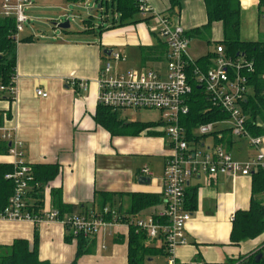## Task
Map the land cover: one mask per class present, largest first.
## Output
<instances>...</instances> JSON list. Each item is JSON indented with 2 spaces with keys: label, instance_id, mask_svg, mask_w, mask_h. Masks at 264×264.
I'll use <instances>...</instances> for the list:
<instances>
[{
  "label": "crops",
  "instance_id": "1",
  "mask_svg": "<svg viewBox=\"0 0 264 264\" xmlns=\"http://www.w3.org/2000/svg\"><path fill=\"white\" fill-rule=\"evenodd\" d=\"M3 1L0 0V23L5 19L2 15ZM29 1L31 4L25 9L29 22L19 34L16 48V97L10 100L5 91H1L0 85V164L13 167L14 158L9 156L10 143L1 138L4 130H7L23 144L25 161L31 167L59 168V176L48 185L44 194L47 209H55L50 197L51 190L61 189L62 202L70 209H66V216L98 213L112 208L124 219L141 220L145 214H148L147 220L155 217L163 209L164 170L170 155L163 121H128L124 115L126 111H119V120L127 124H161L138 136L113 135L97 123L96 116L99 108L98 80L112 52H119L123 56V61L115 66L118 73H126L119 70L120 64L125 62L135 67L132 70H155L166 74L167 46L157 32V22L153 19L137 23L123 20L114 4L112 16L107 11L106 16L101 17L103 24L98 27L92 14L86 19L84 14L79 13L83 24L79 23L78 29L71 23L78 18L75 9L89 11L95 2L103 12L106 0ZM145 1L154 12L169 16L187 33L207 24L204 0H184L180 10L174 11H171V0ZM259 3V0H250L242 6V11L259 9ZM139 19L140 16L135 18ZM67 21L70 22L69 29L58 28L59 24ZM220 27L221 38L213 34L212 40H209L211 37L190 38L193 59L198 61L210 53H216L217 46L211 50V45L222 40L223 29ZM252 38L255 39L241 40L262 42L258 39V33ZM197 39L208 42H197ZM161 52L165 53L164 57H161ZM149 64L157 67L148 69L146 66ZM261 78L264 79V76ZM73 82H83L87 84V89H79L73 86ZM249 87L247 98L254 94L253 87ZM38 90L47 93L48 97L38 96ZM9 114L11 118L8 119ZM212 124L215 132L203 140V146L211 148L222 145L240 162L257 158V151L247 140L233 136L227 118ZM258 126L263 131L264 120H259ZM262 131L251 135L262 137ZM225 133L228 136L225 137ZM262 152L264 154V137ZM144 168L150 170L151 176L142 174ZM254 173L235 180L219 175L202 176L190 181L186 190L187 209L191 196H196V203H192L193 210L188 209L192 218L186 226L187 243L176 250L177 260L181 264H229L261 248L264 234L240 245L231 243L236 213L248 211L251 207ZM141 178H148L151 183L142 184ZM136 194L152 195L160 200L157 205L132 216ZM255 199L264 202V194ZM126 222L120 221L91 238L78 240L58 223L35 225L31 222L0 220V257L9 254L8 247L22 240L29 244L31 251L37 247L41 262L130 264V227ZM83 241L84 253L79 257V243ZM146 246L155 251L143 264H151L157 257H163V264H167L165 241L161 236L151 238L147 235Z\"/></svg>",
  "mask_w": 264,
  "mask_h": 264
},
{
  "label": "built area",
  "instance_id": "2",
  "mask_svg": "<svg viewBox=\"0 0 264 264\" xmlns=\"http://www.w3.org/2000/svg\"><path fill=\"white\" fill-rule=\"evenodd\" d=\"M15 2V3H14ZM260 2V0H259ZM29 0H4L2 15L4 18L15 19V39L29 22L26 7ZM242 6H245L241 0ZM141 15L153 17L157 22V32L165 40L167 46L166 74L155 70H132L118 73L115 66L123 61L119 52H112L105 62L98 80V105L114 111L155 110L162 114L166 127L170 155L164 170L165 190L163 192V209L155 217L147 221L129 220L127 225L135 227L138 233H146L151 238L161 236L165 241L167 264H181L176 257V250L186 245L185 231L192 213L187 209L186 190L195 178L229 176L232 179L247 177L259 168H264L262 137H254L247 129L248 117L242 104L249 95L248 76L254 73V63L244 56L233 59L226 55L223 46H217L214 66L203 72L196 66V60L190 54L191 39L184 28L175 23L169 16L159 15L140 0ZM194 67V76L212 106L219 108L228 115L227 121L233 136L247 140L257 151V158L249 162L237 161L222 145L206 148L203 140L215 132L214 124L200 126L193 131V140L189 139L188 131L182 125V118L189 112L188 99L192 93L189 70ZM17 77L10 88L1 87L13 97L17 95ZM73 86L86 90L87 84L73 82ZM37 95L47 98L48 94L41 90ZM264 133V130H263ZM1 138L10 143L9 156L14 158L12 173L5 179L15 183L14 194L8 206L0 211V220L14 222H31L38 225L42 222L63 225L75 239L91 238L103 229L116 226L118 213L110 208L91 214L61 215L57 209L45 208L42 213L30 211L28 194L33 181L32 167L25 161L24 146L7 130ZM142 174L151 176L148 168ZM111 216L108 221L107 216Z\"/></svg>",
  "mask_w": 264,
  "mask_h": 264
},
{
  "label": "trees",
  "instance_id": "3",
  "mask_svg": "<svg viewBox=\"0 0 264 264\" xmlns=\"http://www.w3.org/2000/svg\"><path fill=\"white\" fill-rule=\"evenodd\" d=\"M81 2L84 0H74ZM184 0H171V11L179 9ZM207 12V24L201 28L188 32L189 38L200 37L208 38L214 24H220L223 29V38L216 42V46H223L227 56L238 59L244 56L248 61L254 63L255 71L248 76L249 86L254 89L253 96L247 98L242 104V108L248 117L247 129L250 134L262 131L258 126L259 120H264V42H245L241 40L242 27V5L241 0H204ZM116 10L121 14L123 20H131V23L139 21L148 22L153 19L152 16L144 18L141 15L140 0H113ZM264 6V0H260L259 10ZM140 16L141 19L135 20ZM165 16V15H164ZM16 32L15 19L5 18L0 23V85L1 87L10 88L13 79L16 77L17 58L16 48L19 40L15 39ZM210 37V36H209ZM162 48V47H161ZM163 52V51H162ZM162 52L160 54H162ZM165 53L161 55L164 57ZM216 54L210 53L206 57L198 60L196 66L203 72L214 66ZM192 93L188 99L190 112L182 118V125L188 131L189 139L193 140L192 131L200 126L220 122L228 118V115L217 107L212 106L204 90L198 86L194 74V67L189 70ZM5 91L8 98L13 97ZM118 112L109 108L99 106L96 121L103 128L113 135H131L138 136L142 132L156 127V123H125L118 118ZM6 118H11L7 115ZM5 119V118H4ZM3 119H1L2 121ZM263 132V131H262ZM228 136L227 133L224 135ZM230 143V140H229ZM32 183L28 194L31 207L30 211L40 214L46 208L45 192L49 184L59 176V168L56 166H37L32 167ZM14 171L12 166L0 164V211H3L14 194L15 183L12 180L5 179V176ZM49 185V186H48ZM264 194V168H259L253 174V200L250 210L237 212L233 221L231 234V243L240 245L241 243L254 240L264 234V202L256 200L255 197ZM61 189H52L50 197L52 206L61 212L63 216L67 206L62 202ZM160 198L152 195L136 194L132 216L138 214L141 210L153 207L158 204ZM192 203H196V196H191L189 200V210H193ZM105 208V207H104ZM102 208L101 211L104 209ZM112 209V208H110ZM70 210V209H69ZM118 213V212H117ZM87 214V213H83ZM90 214V213H88ZM119 221H129L130 218H122L119 214ZM110 221L111 216L106 218ZM83 238H78L81 240ZM146 233H138L135 227L130 226L129 241V260L130 264H143L145 260L154 253V249L146 246ZM84 241L79 243L78 256L84 253ZM9 248V254L0 257V264H50L41 262L38 257V250L35 246L31 251L26 241H16ZM166 251V246L164 252ZM167 254V252H165ZM262 255L259 262L256 257ZM73 264H77L76 262ZM229 264H264V244L261 248L247 256L239 258L237 261Z\"/></svg>",
  "mask_w": 264,
  "mask_h": 264
},
{
  "label": "rangeland",
  "instance_id": "4",
  "mask_svg": "<svg viewBox=\"0 0 264 264\" xmlns=\"http://www.w3.org/2000/svg\"><path fill=\"white\" fill-rule=\"evenodd\" d=\"M106 1H108V0H106ZM106 1L104 2V11L103 12L99 9L100 5L96 6L95 2H93V5L91 6V8H89L91 11L90 10L88 11V9H87V11L81 10V9H75V15L78 16V18H77V20L71 21L73 27L79 29L78 24L79 23L83 24L82 20H81L82 18L80 17L79 13L84 14V18H86V19H88L89 14H92V16L94 17V23L96 24V26L98 27V26L102 25L103 24L102 19H101L102 15L105 17L107 11H108L109 15L112 13V0H109L108 2H106ZM243 2L246 5L247 3L250 2V0H243ZM259 5H260V3H259ZM111 16L112 15H110V17ZM175 16L176 15H173V17H175ZM27 25L28 24H26V26ZM156 29H157V25H156ZM213 29H215V30H213ZM215 32H216V34H215ZM256 33L259 34L258 39L260 41L264 42V6L260 10L257 8H253V9H246V10L242 11L241 39L242 40L255 39L252 37H254ZM212 34L218 35L219 38H221L222 30H221V27L219 24H217V26L214 25L212 27L211 33L208 35V37L209 36L211 37V38H209V40H212V37H213ZM196 41L202 42V43L208 42L206 40L201 41L200 39H197ZM215 48H216V43L213 42L211 45V50H214ZM146 67H148V69H155L157 66L155 64L154 65L149 64ZM119 68H120L119 69L120 72H128V71H132V69H135V67L129 66V64L125 63V62H122L120 64ZM124 115L127 117L128 121L153 122V121H158L160 119L162 120V114L159 111H155V110H152V111H149V110L126 111V112H124ZM224 127H226V126H224ZM165 129H166V127H165ZM147 215L148 214H145L144 216H142L141 220L147 221ZM163 259H164L163 257H157L151 264H163Z\"/></svg>",
  "mask_w": 264,
  "mask_h": 264
},
{
  "label": "water",
  "instance_id": "5",
  "mask_svg": "<svg viewBox=\"0 0 264 264\" xmlns=\"http://www.w3.org/2000/svg\"><path fill=\"white\" fill-rule=\"evenodd\" d=\"M69 27H70V22L69 21L58 25V28L59 29H63V30L64 29H69ZM0 60H1V57H0ZM140 182L142 184H150L151 183V180L148 179V178H141L140 179ZM261 258H262V255L257 256L256 257V262H259L261 260Z\"/></svg>",
  "mask_w": 264,
  "mask_h": 264
}]
</instances>
